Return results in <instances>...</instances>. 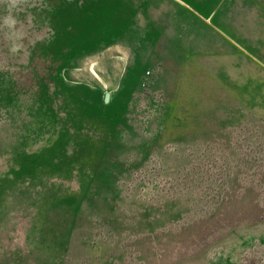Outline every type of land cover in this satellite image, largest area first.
<instances>
[{"label": "rangeland", "instance_id": "rangeland-1", "mask_svg": "<svg viewBox=\"0 0 264 264\" xmlns=\"http://www.w3.org/2000/svg\"><path fill=\"white\" fill-rule=\"evenodd\" d=\"M0 264H264V0H0Z\"/></svg>", "mask_w": 264, "mask_h": 264}, {"label": "water", "instance_id": "water-1", "mask_svg": "<svg viewBox=\"0 0 264 264\" xmlns=\"http://www.w3.org/2000/svg\"><path fill=\"white\" fill-rule=\"evenodd\" d=\"M109 98H110V93L106 92L105 95H104V101L108 102Z\"/></svg>", "mask_w": 264, "mask_h": 264}]
</instances>
